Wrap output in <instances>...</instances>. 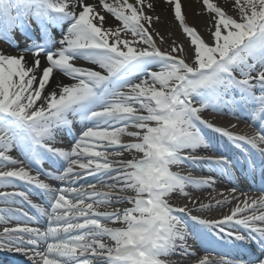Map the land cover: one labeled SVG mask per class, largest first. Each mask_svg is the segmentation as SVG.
I'll return each mask as SVG.
<instances>
[{
	"label": "snow or ice",
	"instance_id": "snow-or-ice-1",
	"mask_svg": "<svg viewBox=\"0 0 264 264\" xmlns=\"http://www.w3.org/2000/svg\"><path fill=\"white\" fill-rule=\"evenodd\" d=\"M193 2L202 30L184 0H163L189 45L162 49L155 0H0V252L28 264H216L193 244L220 241L258 252L238 264H264V185L259 196L215 188L237 166L264 177V0H234L231 13L224 0ZM206 130L242 158L217 154ZM191 167L217 175L174 171Z\"/></svg>",
	"mask_w": 264,
	"mask_h": 264
},
{
	"label": "bare ground",
	"instance_id": "bare-ground-1",
	"mask_svg": "<svg viewBox=\"0 0 264 264\" xmlns=\"http://www.w3.org/2000/svg\"><path fill=\"white\" fill-rule=\"evenodd\" d=\"M156 2V8L159 9L160 11L163 9V7H165L166 5L163 3V0H155ZM184 4L186 6V10L187 11H192L194 9V5H196V3L193 2V0H184ZM163 36V35H162ZM164 37V36H163ZM176 40L177 42H183L184 39H182V37H180V35L178 33H173L170 37H166L165 41H167V43L164 44H160L159 42V38H157V43L160 44L159 46H161L162 49H166L169 47V43L172 40ZM188 43H186L185 48H188ZM206 119H209L211 122L220 124L222 126H225L227 129L238 132V134L244 135V134H251L254 129L249 127V121L246 118H241V119H236L230 115H216V114H211L209 115V117L206 116ZM232 124L236 125V128H231L230 126ZM74 127H77V132H79L80 130V125L79 124H75ZM63 139V144L60 145L62 147H69L70 146V138L67 137L66 135L64 137H62ZM127 139V138H125ZM220 143L224 144L228 143L226 142V140L220 139ZM218 150H222L220 147H217ZM227 149V148H225ZM236 148H231L228 149V151H225L226 155H228L231 159L236 160L237 159V154L238 152L235 151ZM201 154L205 153L204 150H200ZM14 158L20 159L18 153L13 152L12 153ZM239 166H237L238 168ZM186 168L183 169H174V171H180V172H184ZM191 170L200 172L202 174H206V175H217L215 173H209L208 170L206 168L201 169L199 167H191L189 168ZM184 170V171H183ZM33 174H35V171H33ZM41 179H44L43 176H41ZM223 181L227 182L225 184H221V183H216L215 184V188L217 190V192H225L227 194V190L230 189L231 187L235 186L236 188H240V191L247 193L249 196H259V194H261L259 191H257V189H260V187L262 185H259L258 188H255L254 186H250L251 189H247L245 188L246 186L243 185V182H239V183H233L231 181H229L226 178H221ZM261 180V179H260ZM45 182L51 183L53 186H57L56 182L54 181H50V180H46ZM263 183H264V179H263ZM252 184V183H251ZM189 191L193 192V198H196L197 196L200 197L204 202H208V200L211 198L209 196V190L205 189L203 191H194L192 189H189ZM240 193H237V195H239ZM212 195H216V193H212ZM36 198L37 201L41 202V198L40 197H33ZM219 198V197H217ZM241 199H243V197H240ZM183 204L185 203V200L183 198H179L177 200V203ZM214 204V202H213ZM217 211V210H215ZM228 211L227 208L223 209V211H217L213 216L214 217H220L222 214L226 213ZM189 243L191 244V242L189 241ZM248 245H245L243 248H238L236 250V248L234 250L230 249H226L225 247H220V246H207L204 243L201 244L200 242H197V245H193L194 249L198 252V254L200 255V252H205V250H207V253H212V252H221L225 255H236L237 257H246L249 258V256L253 253L258 255V252L255 251V249H249V247H247ZM5 255V258H0V264H28L25 260L24 257L20 254L17 255H10V252H6L3 251L2 252ZM12 254V253H11ZM201 256V255H200ZM179 259V258H177ZM184 260V264H191L192 261L190 259H188L187 257L183 258ZM224 259H221L220 261H216V264H224Z\"/></svg>",
	"mask_w": 264,
	"mask_h": 264
},
{
	"label": "rangeland",
	"instance_id": "rangeland-1",
	"mask_svg": "<svg viewBox=\"0 0 264 264\" xmlns=\"http://www.w3.org/2000/svg\"><path fill=\"white\" fill-rule=\"evenodd\" d=\"M233 2H234V0H224L225 6L228 8L230 13L233 11L231 9V4ZM201 7L202 6L200 4L196 3V5H194V9L192 11H187L186 9L185 10L187 12L188 23L190 25L195 24L198 26V28H200L202 30V28H203V26L207 20V17L195 15V11L197 9H201ZM155 15H159L161 17V21H162L161 23L154 25L159 30L160 36L163 35L164 38H166V37H170L173 33L176 32L180 35V37H182V39H184V41L182 42L184 44V46L186 45V43L189 44V41L182 35L181 29L178 27V25H176V22L174 21L173 13H172L171 9H169L167 6L163 7V9L161 11L156 8ZM202 34H203L205 39H208V34L206 32H202ZM17 38L19 39V37H17ZM159 45L160 44H158V46ZM7 48H8V45L6 43L0 41V49H7ZM206 116L209 117V115H206ZM196 214H199V213H196ZM209 214L210 213H208V215Z\"/></svg>",
	"mask_w": 264,
	"mask_h": 264
}]
</instances>
